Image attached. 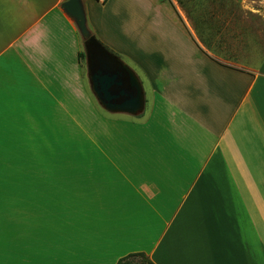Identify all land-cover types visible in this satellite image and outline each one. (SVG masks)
<instances>
[{"label": "crops", "instance_id": "crops-1", "mask_svg": "<svg viewBox=\"0 0 264 264\" xmlns=\"http://www.w3.org/2000/svg\"><path fill=\"white\" fill-rule=\"evenodd\" d=\"M156 1L133 55L145 109L130 115L89 91L66 0H0V264H264V56L213 59ZM64 113L75 152L54 156Z\"/></svg>", "mask_w": 264, "mask_h": 264}, {"label": "rangeland", "instance_id": "rangeland-1", "mask_svg": "<svg viewBox=\"0 0 264 264\" xmlns=\"http://www.w3.org/2000/svg\"><path fill=\"white\" fill-rule=\"evenodd\" d=\"M169 1L174 3L180 12L182 26L187 29L189 36L191 34L198 46L213 59L237 69H252L261 61L264 56V0ZM80 3L87 17L85 27L81 19L76 22L83 37L81 53L86 55L85 41L90 36H95L110 52L144 79L141 70L135 65L133 55L138 54L140 49L142 28L149 27V21H145L144 17L151 11L149 7L152 4H158L157 1L118 0L115 4L106 6L96 0H80ZM81 62L85 83L96 99L88 78L87 57H81ZM145 89L150 101L147 84ZM149 104L150 102L147 103L146 111ZM62 118L63 121L58 122L61 124L60 128L47 131V134L51 132L48 135L49 148L53 147L49 153L54 156L69 153V150L75 152V143L69 140L76 138V135L71 133L76 131L77 113L68 114L67 123L65 113ZM53 124H56V121H53ZM39 160L37 158V161ZM56 162L57 159H52L51 163L36 164L42 167L46 165V169H58L60 164ZM20 167L25 170L27 164H21ZM134 260L147 264L141 257Z\"/></svg>", "mask_w": 264, "mask_h": 264}, {"label": "water", "instance_id": "water-1", "mask_svg": "<svg viewBox=\"0 0 264 264\" xmlns=\"http://www.w3.org/2000/svg\"><path fill=\"white\" fill-rule=\"evenodd\" d=\"M80 0H67L64 8L76 19L86 22ZM88 78L98 103L111 113L139 115L145 109L143 85L136 72L110 52L95 36L85 41Z\"/></svg>", "mask_w": 264, "mask_h": 264}, {"label": "trees", "instance_id": "trees-1", "mask_svg": "<svg viewBox=\"0 0 264 264\" xmlns=\"http://www.w3.org/2000/svg\"><path fill=\"white\" fill-rule=\"evenodd\" d=\"M79 56H80V59H81V57H83V58L86 57L85 53H81V52H80ZM136 257H143V258H145V255L143 253L130 254V255L126 256V257L121 258L117 262V264H142V263H137L134 260ZM147 264H153V263L151 261H149Z\"/></svg>", "mask_w": 264, "mask_h": 264}, {"label": "built area", "instance_id": "built-area-1", "mask_svg": "<svg viewBox=\"0 0 264 264\" xmlns=\"http://www.w3.org/2000/svg\"><path fill=\"white\" fill-rule=\"evenodd\" d=\"M97 2L101 3V4H105L107 3L109 0H96Z\"/></svg>", "mask_w": 264, "mask_h": 264}]
</instances>
